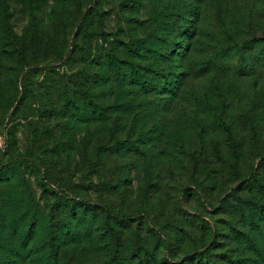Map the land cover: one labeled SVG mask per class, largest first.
<instances>
[{
    "label": "rangeland",
    "instance_id": "374dc122",
    "mask_svg": "<svg viewBox=\"0 0 264 264\" xmlns=\"http://www.w3.org/2000/svg\"><path fill=\"white\" fill-rule=\"evenodd\" d=\"M195 2L199 21L182 36ZM170 22L171 40L183 38L174 59L179 81L158 96L168 105H158L157 116L149 103L156 94L98 89L109 91L110 105L121 92L132 98L148 128L159 120L145 159L107 150L115 140L101 120L69 124L56 111L60 91L97 71L91 60L107 43L95 32L137 46ZM58 67L65 82L52 73ZM25 153L34 159L16 158L8 174L22 177L19 196L38 211V228L64 232L69 211L84 216L85 239L62 264L230 263L238 255L228 218L251 220L264 203V0H0V156ZM245 242L252 252L243 255L258 256ZM32 264L49 261L38 255Z\"/></svg>",
    "mask_w": 264,
    "mask_h": 264
},
{
    "label": "trees",
    "instance_id": "16d2710c",
    "mask_svg": "<svg viewBox=\"0 0 264 264\" xmlns=\"http://www.w3.org/2000/svg\"><path fill=\"white\" fill-rule=\"evenodd\" d=\"M193 5V18L184 17V24L179 29L180 33H183L181 34L182 36H185L184 34L190 31V35L192 31L194 33V28L199 21L201 7L197 2ZM163 28L164 31H155L149 34L147 38L142 39L139 37L137 46L126 43L125 40L120 38H114V40L109 41V38H106L108 33L95 32L100 38H104L107 43L106 48L103 50L105 53H100L96 59L91 60L93 65L97 66V71L85 78L84 85L71 90L65 87L67 91H60V99L54 105H59L56 111L62 110L66 116L70 117L68 119L69 124H72L73 121L81 124H91L98 119L101 120L103 125L106 123L107 135L109 136L107 140H115L114 144L110 146L111 148L107 147V150H116L126 155L134 153L137 159H145L146 145L156 143L159 139L158 133L154 130L156 125L159 124V120H156L153 128H148L145 125L149 121L148 114L146 116L141 109H137V105H134L132 98L122 100L123 92H121L118 95V101L116 98V101H113L112 105H110L111 102H109L107 96L109 91L106 90L105 92L103 90L100 94L98 89L109 85L108 89L111 91L112 88H116V84L121 89H131V87L135 86L143 95L156 94L157 97L163 95L160 99H163L164 95L170 93V91L172 92V87L176 86L175 83L179 81V78H176V73L180 72V70L176 72V69H174V59L177 57L178 50L182 48L181 41L183 38L177 37V40H171L174 29L171 27V22L164 25ZM115 39H119V41ZM192 43L190 37L184 44L185 47L183 49L186 47L190 49ZM175 44L178 46L174 47ZM76 45L74 41V46ZM160 45L161 47L154 50L155 46ZM67 55L69 59L72 58L70 53ZM22 59L26 62L25 57ZM69 59L62 58L61 65L67 64ZM37 68L39 67L33 66L31 71L35 72ZM60 71V68L58 70L53 69L52 73L54 77L57 76L65 82L68 78L67 72L65 69L62 70L63 73ZM161 73H165L167 77L171 78L168 80L166 76H160ZM54 79L58 80V78ZM61 79L60 81L62 82ZM149 103L154 105L153 113L156 116L158 113H156L155 108H158V105H168L165 100L160 101L159 97L156 104L150 101ZM114 106L119 107V109H114ZM112 108L114 109L115 118H112L111 122L108 123V114H110ZM121 108L123 109L121 110ZM57 112L54 114L57 115ZM99 143L102 145V142ZM1 156L0 249H3L0 251V264H32L33 261L38 260V255L45 257L49 264H62L60 262L61 255L69 251L72 246L76 250L79 249L77 244L81 243L82 238L85 239L83 231L79 228V224L84 219L83 214L79 212L75 214L74 211H69L63 223L66 227L64 232L57 230V228L49 227H44L40 230L38 228V211H34L33 208L27 206L23 198L19 196L22 190V177L18 178L19 176L8 174V168L14 165L13 161L16 158L34 159V156L25 153L16 157L12 156L6 160H3ZM260 165L263 167L262 162ZM240 186L242 187V185ZM12 202L13 205L11 204ZM257 207L259 208L258 212L251 220L248 218L246 221L242 220L244 216L241 217L242 221H235L231 216V219L228 218L236 232L233 236L229 235L227 238L232 243L237 242L235 252L238 256L231 258L229 260L230 263L227 262L226 264H235L240 259H245L244 264L249 262L252 264H264V203H257ZM114 217L125 220L130 218L129 216L120 217L116 215ZM234 221L241 224L246 230L238 226L235 227L233 225ZM245 241L252 244L253 249L258 251V256H252L251 259H248L250 255L247 257L243 255V253L252 252V248ZM99 243L101 244L102 242L99 240ZM103 245L105 247L104 243ZM246 248L250 250L247 251ZM4 250L6 256L4 255ZM194 250V255H196L199 249ZM191 252L188 251V253Z\"/></svg>",
    "mask_w": 264,
    "mask_h": 264
}]
</instances>
